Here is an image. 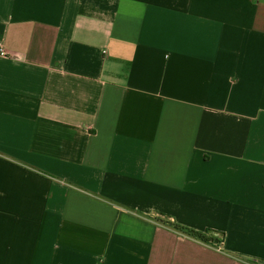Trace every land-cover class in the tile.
Segmentation results:
<instances>
[{"label":"crops","instance_id":"obj_1","mask_svg":"<svg viewBox=\"0 0 264 264\" xmlns=\"http://www.w3.org/2000/svg\"><path fill=\"white\" fill-rule=\"evenodd\" d=\"M0 49V264H264V0H0Z\"/></svg>","mask_w":264,"mask_h":264},{"label":"trees","instance_id":"obj_2","mask_svg":"<svg viewBox=\"0 0 264 264\" xmlns=\"http://www.w3.org/2000/svg\"><path fill=\"white\" fill-rule=\"evenodd\" d=\"M163 224H165L166 226L174 229L175 231H178L190 238L199 240L202 243L205 244H211V245H215V246H219L221 244V240L220 238L214 237V235H212V233L210 231L201 233L192 229H188L185 227H182L180 225H177L176 223L170 222V221H163ZM244 261H247L249 263L252 264H261L260 262H256V261H250V260H246V259H242Z\"/></svg>","mask_w":264,"mask_h":264},{"label":"built area","instance_id":"obj_3","mask_svg":"<svg viewBox=\"0 0 264 264\" xmlns=\"http://www.w3.org/2000/svg\"><path fill=\"white\" fill-rule=\"evenodd\" d=\"M0 56H7V53L4 50L0 49Z\"/></svg>","mask_w":264,"mask_h":264}]
</instances>
